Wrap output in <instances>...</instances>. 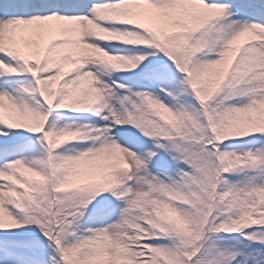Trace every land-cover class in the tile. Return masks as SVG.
<instances>
[{
    "label": "snow or ice",
    "instance_id": "1",
    "mask_svg": "<svg viewBox=\"0 0 264 264\" xmlns=\"http://www.w3.org/2000/svg\"><path fill=\"white\" fill-rule=\"evenodd\" d=\"M0 264H264V0H0Z\"/></svg>",
    "mask_w": 264,
    "mask_h": 264
}]
</instances>
